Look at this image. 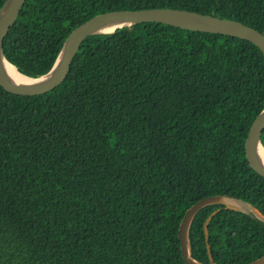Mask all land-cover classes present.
Returning a JSON list of instances; mask_svg holds the SVG:
<instances>
[{
  "label": "trees",
  "instance_id": "trees-1",
  "mask_svg": "<svg viewBox=\"0 0 264 264\" xmlns=\"http://www.w3.org/2000/svg\"><path fill=\"white\" fill-rule=\"evenodd\" d=\"M157 8L264 35V0H27L3 53L38 78L89 19ZM263 109L257 47L158 23L88 37L65 81L44 95L0 85V264H186L179 228L199 200L229 195L264 214V176L244 146ZM216 209L217 264L264 255V222L213 204L192 223L194 258L210 262L205 222Z\"/></svg>",
  "mask_w": 264,
  "mask_h": 264
},
{
  "label": "water",
  "instance_id": "water-1",
  "mask_svg": "<svg viewBox=\"0 0 264 264\" xmlns=\"http://www.w3.org/2000/svg\"><path fill=\"white\" fill-rule=\"evenodd\" d=\"M26 1L5 0L0 7V85L6 91L19 96H40L60 86L69 75L73 59L81 44L88 37L110 35L116 30L143 23H158L192 32L219 34L242 39L253 44L264 55V35L240 22L222 19L214 15H202L185 10L165 8L113 11L97 15L76 27L64 40L55 62L47 74L38 78H29L21 74L29 81H17L8 74L7 66H11V64L4 56L3 40L17 20ZM12 67L15 68L14 66ZM263 131L264 109L251 124L244 142L247 160L251 168L260 176H264V163L262 161L264 147L261 142ZM213 204H223L227 209L252 213L264 222V214L248 201L229 195H213L199 200L186 211L179 228L182 256L186 264H217L209 244V223L220 209L213 211L205 222V235L210 257L209 263L199 261L192 256L190 240L191 226L195 216L201 209ZM248 264H264V255Z\"/></svg>",
  "mask_w": 264,
  "mask_h": 264
},
{
  "label": "bare ground",
  "instance_id": "bare-ground-1",
  "mask_svg": "<svg viewBox=\"0 0 264 264\" xmlns=\"http://www.w3.org/2000/svg\"><path fill=\"white\" fill-rule=\"evenodd\" d=\"M8 74L11 78L17 80V81H22V82H28L29 80L26 79L24 76L19 74L15 68L12 67V65L7 66ZM262 161L264 163V152L262 153Z\"/></svg>",
  "mask_w": 264,
  "mask_h": 264
}]
</instances>
